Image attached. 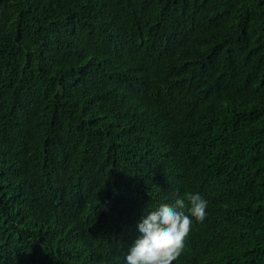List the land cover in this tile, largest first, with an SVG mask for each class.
<instances>
[{
	"label": "trees",
	"instance_id": "obj_1",
	"mask_svg": "<svg viewBox=\"0 0 264 264\" xmlns=\"http://www.w3.org/2000/svg\"><path fill=\"white\" fill-rule=\"evenodd\" d=\"M188 193L173 264H264V0H0V264H126Z\"/></svg>",
	"mask_w": 264,
	"mask_h": 264
},
{
	"label": "clouds",
	"instance_id": "obj_2",
	"mask_svg": "<svg viewBox=\"0 0 264 264\" xmlns=\"http://www.w3.org/2000/svg\"><path fill=\"white\" fill-rule=\"evenodd\" d=\"M206 209L207 201L198 193L159 204L138 222L140 235L127 252L126 264H173L184 250L192 218L202 223Z\"/></svg>",
	"mask_w": 264,
	"mask_h": 264
}]
</instances>
